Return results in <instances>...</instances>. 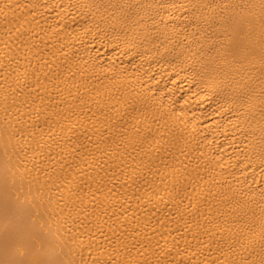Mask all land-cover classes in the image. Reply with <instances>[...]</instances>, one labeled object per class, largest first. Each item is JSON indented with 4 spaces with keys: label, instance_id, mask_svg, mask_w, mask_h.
I'll list each match as a JSON object with an SVG mask.
<instances>
[{
    "label": "bare ground",
    "instance_id": "6f19581e",
    "mask_svg": "<svg viewBox=\"0 0 264 264\" xmlns=\"http://www.w3.org/2000/svg\"><path fill=\"white\" fill-rule=\"evenodd\" d=\"M262 56L264 0H0V262L259 264Z\"/></svg>",
    "mask_w": 264,
    "mask_h": 264
},
{
    "label": "snow or ice",
    "instance_id": "6c2138e0",
    "mask_svg": "<svg viewBox=\"0 0 264 264\" xmlns=\"http://www.w3.org/2000/svg\"><path fill=\"white\" fill-rule=\"evenodd\" d=\"M205 23H208V21L206 20ZM238 51H239V47H237V49H236V52H238ZM236 52H234V55L236 54ZM262 61H264V56H262ZM101 111H103V109H101ZM107 130L108 129L106 128L105 131H107ZM121 164H122V159H121ZM121 164L114 165L113 166L114 169L115 168H121ZM27 171L30 172L31 170H27ZM36 171L40 172L41 169L37 168ZM83 179L84 178L82 177V180ZM6 182L7 181L5 178L4 183L6 184ZM42 187L43 186H41V188ZM81 190H83V189H81ZM38 191H40V189H38ZM111 191H112V189H109V193H111ZM41 207H42V205L39 203H29L27 207H24L21 209V212L27 218L28 221H32L33 219H35L41 215V212H40ZM19 241H22L25 246L30 244L31 246L34 247L36 244L42 243L43 236H42V234H38L36 232H31V233H28L27 235L21 234V236L18 238V242ZM16 252H17V254H19L20 248H16ZM0 264H15V261L5 260L3 262H0ZM26 264H63V261L34 259L32 261L26 262ZM93 264H99V262L93 261ZM110 264H115V262L110 261ZM210 264H230V262L221 258L219 260H212L210 262ZM231 264H235V262H231ZM241 264H257V261L255 259H252L251 257H249L246 261H242ZM259 264H264V256L261 257Z\"/></svg>",
    "mask_w": 264,
    "mask_h": 264
}]
</instances>
